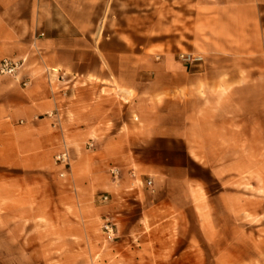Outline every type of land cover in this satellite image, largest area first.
<instances>
[{"label":"crops","instance_id":"1","mask_svg":"<svg viewBox=\"0 0 264 264\" xmlns=\"http://www.w3.org/2000/svg\"><path fill=\"white\" fill-rule=\"evenodd\" d=\"M1 59L23 64L0 76V264H253L236 202L264 195V129L236 117L264 101V0H0Z\"/></svg>","mask_w":264,"mask_h":264},{"label":"rangeland","instance_id":"2","mask_svg":"<svg viewBox=\"0 0 264 264\" xmlns=\"http://www.w3.org/2000/svg\"><path fill=\"white\" fill-rule=\"evenodd\" d=\"M139 12L142 11L133 10V9L124 10L126 17L127 16L133 17V14H137ZM137 30L140 31V27H137ZM182 52L187 53L184 50H182ZM179 55H178V60H179ZM203 62L204 61L202 60V62L199 64H194V65H187L184 63L183 64L185 65V67L187 66L199 67L203 64ZM240 103L238 101L237 117H236V129L238 131V134L243 135V132L245 130H250V129L252 130H260L261 128L264 129V101L262 106L260 105V101H254L252 106L248 104H244V101H241ZM174 109H177V111L179 112L180 106L178 107L175 106ZM249 109L252 110V115L246 116L245 111ZM227 110L226 112H228ZM222 112H224V107L220 105L215 106L214 113H216V115H219ZM261 117H262V122H260ZM250 118H253L254 120L250 121L249 120ZM218 122L220 121H217V124H219ZM54 160H55V155H54ZM68 168L69 165L65 167L63 166V172H65ZM116 170H117V174L112 175L111 171H116ZM108 171H109V176L111 178L116 179L117 177H119L118 169L111 167L109 168ZM200 173H202L203 177L208 178V174L206 172H200ZM238 189H239L237 196L238 201L236 202V205L238 207V215H239L237 219L238 222H237V230H236L237 240L243 244L245 243L247 247L252 243L253 264H264V216H261L264 213V202L262 203V205L260 202L261 197L264 195L261 194L262 193L261 190L252 192V190H250V187L246 188L244 184L238 187ZM251 198H253V202L249 201ZM109 221L110 223L113 224L112 237L107 238V236L103 233L101 229L102 232L99 233V237L101 240L99 239L98 241H101L103 243H108L111 247L110 251L115 253L117 248V242L123 240V235L120 233V231L117 228L116 220L110 218ZM190 231L193 232V228L190 227ZM204 246L207 247V243H205ZM206 252L212 253L211 251H208V249L206 250ZM250 252L251 251L245 250L243 248L241 250H238V254L243 257L249 256ZM99 253L100 251L94 250L92 251V256L95 258L96 255H98ZM90 254L91 253L87 251L86 256L90 257L91 256ZM211 261L212 260L209 259L207 260V263L212 264Z\"/></svg>","mask_w":264,"mask_h":264},{"label":"built area","instance_id":"3","mask_svg":"<svg viewBox=\"0 0 264 264\" xmlns=\"http://www.w3.org/2000/svg\"><path fill=\"white\" fill-rule=\"evenodd\" d=\"M179 60L187 65H194V64H199L202 62V58L199 56H193L187 53H182L179 55ZM23 62L22 61H13L10 59H1L0 60V76L4 77H15L17 72L20 70L22 67ZM92 145H88V148H91ZM55 161L57 163L63 164V166H67L68 164V155L66 152L60 153L55 157ZM112 175L117 174L116 171H111ZM147 184L149 185L150 182L148 181ZM100 201L101 202H106L108 201V196L107 195H101L100 196ZM102 231L103 233L107 236V238L112 237L113 235V224L110 223L108 219H106L102 225Z\"/></svg>","mask_w":264,"mask_h":264}]
</instances>
